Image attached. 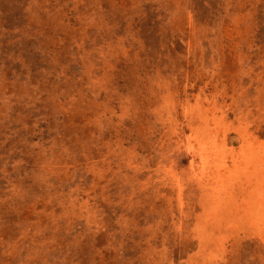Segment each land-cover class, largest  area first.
<instances>
[{
	"label": "rangeland",
	"instance_id": "1",
	"mask_svg": "<svg viewBox=\"0 0 264 264\" xmlns=\"http://www.w3.org/2000/svg\"><path fill=\"white\" fill-rule=\"evenodd\" d=\"M0 264H264V0H0Z\"/></svg>",
	"mask_w": 264,
	"mask_h": 264
}]
</instances>
